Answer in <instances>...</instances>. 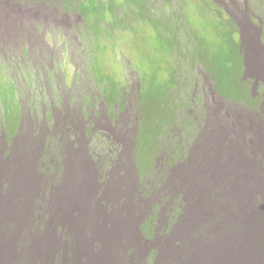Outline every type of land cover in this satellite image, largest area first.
<instances>
[{
  "label": "bare ground",
  "instance_id": "obj_1",
  "mask_svg": "<svg viewBox=\"0 0 264 264\" xmlns=\"http://www.w3.org/2000/svg\"><path fill=\"white\" fill-rule=\"evenodd\" d=\"M244 61L232 74L216 60L209 92L225 111L213 121L199 110L198 124L179 127L175 118L144 160L137 134L116 124L124 135L88 136L102 120L84 117L53 147L43 139L39 155L1 154L0 183L11 187L0 184V198L34 202L52 264H264V91L256 59Z\"/></svg>",
  "mask_w": 264,
  "mask_h": 264
},
{
  "label": "rangeland",
  "instance_id": "obj_2",
  "mask_svg": "<svg viewBox=\"0 0 264 264\" xmlns=\"http://www.w3.org/2000/svg\"><path fill=\"white\" fill-rule=\"evenodd\" d=\"M229 41L239 58L225 57L226 52L216 58L217 48ZM250 58L256 59L252 72L259 76L264 0H0V155L17 150L39 155L43 139L53 147L62 133L71 137L79 129L70 124L73 119L84 117L87 123L102 120L100 128L91 125L88 136L95 129L97 137L124 135L109 128L116 124L137 134L135 149H142L144 160L158 150L155 138L166 130L172 135L175 118L179 127L183 119L198 124L199 110L213 121L225 111L209 92L215 88L216 60L233 67V74ZM257 75L253 79L264 91ZM148 78L162 80L161 96ZM4 94L14 106L11 121L1 107ZM66 121L70 126L63 129ZM0 184L11 187L5 180ZM18 199L0 198V232L24 231L31 264L49 241L29 218L34 202Z\"/></svg>",
  "mask_w": 264,
  "mask_h": 264
},
{
  "label": "trees",
  "instance_id": "obj_3",
  "mask_svg": "<svg viewBox=\"0 0 264 264\" xmlns=\"http://www.w3.org/2000/svg\"><path fill=\"white\" fill-rule=\"evenodd\" d=\"M224 44L225 45H222L221 48L220 47L217 48L219 52L216 58L221 57V54H223V52H226L225 57L239 58L237 57L238 54H236L237 49H236L235 42L229 41ZM159 81L161 82L162 80H159ZM159 81H156L155 78H151V80L148 78L146 83H148L149 87H155V86H157V88L159 87L158 89L156 88L157 90L153 92H156L159 96H161L160 92L158 91L162 88L164 89L165 86L159 85L158 84ZM10 86L11 88H14L13 85H10ZM148 94H152V92H149ZM13 96L15 95L13 94ZM1 107H3L7 120L11 121L12 116H14V113H13L14 106H10V103H8V100H7V95L5 94L1 96ZM29 218H31L33 222H36L35 224L38 225L42 239H44L45 242L49 241L48 239H46V236L44 233L43 220L37 217L36 214H32V212H30ZM24 235H25L24 231H18V230L16 231L15 228H8L0 232V264H29V255H28V251H29L28 244L29 243L28 241H26L27 238H25V240H22ZM53 245H54V242L49 241L46 244L45 248H43L42 253H39L38 255L37 253H34L33 254L34 257L36 256L37 257L36 259H32L31 264L32 263L50 264L51 262H54L58 257L55 258L52 254ZM43 253H45V256L43 255Z\"/></svg>",
  "mask_w": 264,
  "mask_h": 264
}]
</instances>
